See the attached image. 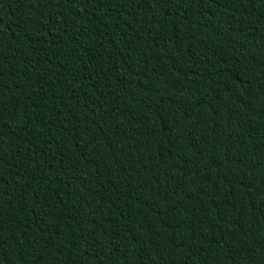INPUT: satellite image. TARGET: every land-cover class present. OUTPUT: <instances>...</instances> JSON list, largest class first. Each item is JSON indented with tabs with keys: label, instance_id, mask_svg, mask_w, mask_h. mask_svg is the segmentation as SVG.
I'll return each instance as SVG.
<instances>
[{
	"label": "trees",
	"instance_id": "16d2710c",
	"mask_svg": "<svg viewBox=\"0 0 264 264\" xmlns=\"http://www.w3.org/2000/svg\"><path fill=\"white\" fill-rule=\"evenodd\" d=\"M0 264H264V0H0Z\"/></svg>",
	"mask_w": 264,
	"mask_h": 264
}]
</instances>
